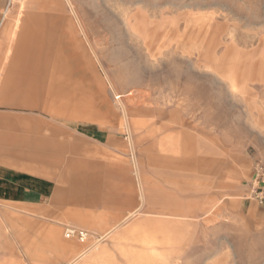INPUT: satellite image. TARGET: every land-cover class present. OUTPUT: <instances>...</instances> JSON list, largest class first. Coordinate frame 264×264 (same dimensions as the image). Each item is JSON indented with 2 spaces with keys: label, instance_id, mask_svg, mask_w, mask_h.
<instances>
[{
  "label": "rangeland",
  "instance_id": "1",
  "mask_svg": "<svg viewBox=\"0 0 264 264\" xmlns=\"http://www.w3.org/2000/svg\"><path fill=\"white\" fill-rule=\"evenodd\" d=\"M75 1L89 41L74 19L76 36L99 55L114 117L66 121L0 103V121L32 115L66 133L53 180L71 178V202L82 198L76 217L47 212V201H0V264H264L253 192L264 164V0ZM25 2H8L0 84L9 72L46 74L37 55L21 70L10 62L15 33L23 43L61 35L42 12L16 10ZM76 178L94 184L79 189ZM69 227L90 236L68 238Z\"/></svg>",
  "mask_w": 264,
  "mask_h": 264
},
{
  "label": "crops",
  "instance_id": "2",
  "mask_svg": "<svg viewBox=\"0 0 264 264\" xmlns=\"http://www.w3.org/2000/svg\"><path fill=\"white\" fill-rule=\"evenodd\" d=\"M8 2L0 0L1 41L8 34L9 24L4 23L9 11ZM66 2L74 16L66 13L62 0H26L23 6L16 9L28 14L27 8L42 12L49 17V24L61 31V35L56 40L43 38L40 42L26 38L23 43L21 34L15 33L16 42L8 52L10 62L21 70L24 66L33 65L37 55L38 64L46 74L29 77L20 71L19 76H13L8 71L0 84V103L30 111L39 110L53 119L106 121V117L112 118L114 114H106L104 82L94 61V57L99 55L90 43L88 45L76 36L78 28L74 19H77L81 32L89 41L86 27L78 16L77 2ZM66 36L72 39L71 43L65 42ZM38 78L49 87L42 90L40 85L31 82ZM65 134L53 122L32 115H11L0 121V201L9 205L21 201L25 206L42 205L47 201V212L51 207H63V213L69 217L80 215L78 205L82 198L74 196L71 202L72 187L67 185L71 178L61 182L53 180L56 157L65 149L57 143L60 136H67ZM76 179L72 182L79 189L94 184L88 179ZM126 188V199H132V190L128 186ZM141 196L145 197L144 192Z\"/></svg>",
  "mask_w": 264,
  "mask_h": 264
},
{
  "label": "built area",
  "instance_id": "3",
  "mask_svg": "<svg viewBox=\"0 0 264 264\" xmlns=\"http://www.w3.org/2000/svg\"><path fill=\"white\" fill-rule=\"evenodd\" d=\"M257 171L258 176H261L258 178L256 182H254V193L256 195V198L261 202L264 203V186H262V183H264V164L259 163L257 165ZM65 235L68 238L77 237L81 241H85L90 236V232L83 228L78 227H69L65 231Z\"/></svg>",
  "mask_w": 264,
  "mask_h": 264
}]
</instances>
